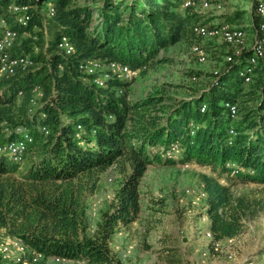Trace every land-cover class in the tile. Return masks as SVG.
Wrapping results in <instances>:
<instances>
[{
	"label": "trees",
	"instance_id": "obj_1",
	"mask_svg": "<svg viewBox=\"0 0 264 264\" xmlns=\"http://www.w3.org/2000/svg\"><path fill=\"white\" fill-rule=\"evenodd\" d=\"M181 2L0 0V35L2 24L18 33L10 55H28L35 65L0 78V147L21 138L17 129L32 138L22 171L23 163L0 154V242L5 236L19 238L46 257L73 264H121L110 245L118 230L142 213L145 174L151 166L185 163L209 171L200 180L206 195L203 215L214 240L236 239L244 232L260 204L235 198L232 179L264 185V71L245 86L234 74L244 62L225 64L231 54L226 47L221 72L205 91L189 98L156 91L131 99L126 89L133 80L111 76L99 87L80 68L87 61L119 63L133 70L146 67L142 74L166 60L159 57L165 50L202 45L193 28L212 17L183 9ZM12 5L29 7L26 27L15 22ZM48 5L55 12L51 18ZM242 15L238 10L219 18L232 24ZM252 18L257 26L258 16ZM62 37L73 53L58 48ZM35 90L42 96L31 109ZM225 104L237 105L235 119ZM174 145L178 159L166 158ZM228 163L239 173L234 175ZM111 169L118 175L117 187L89 237L86 200Z\"/></svg>",
	"mask_w": 264,
	"mask_h": 264
},
{
	"label": "rangeland",
	"instance_id": "obj_2",
	"mask_svg": "<svg viewBox=\"0 0 264 264\" xmlns=\"http://www.w3.org/2000/svg\"><path fill=\"white\" fill-rule=\"evenodd\" d=\"M200 1L196 0V4ZM250 2L227 0L219 12L198 8L196 11L212 17L207 24H215L222 22L221 15L242 10L243 15L232 25L246 26L250 20ZM46 33L48 37V31ZM202 46L208 56L204 64L198 62L192 50L181 45L161 52L159 57L166 60L134 79L126 89L129 97L135 99L163 91L177 98H189L205 91L213 81V72L223 67L221 53L226 47L218 41H203ZM244 68L245 65L240 66L234 74ZM188 71L201 76L191 79ZM20 167L22 171L24 163ZM208 172L206 168L192 165L188 169H183L181 164L151 166L141 183L139 219L129 227L120 228L111 242L115 258L121 264H264V185L231 178L235 198L243 197L260 206L232 247L215 252L205 238L209 224L201 220L206 209L205 199L194 201L203 191L200 175ZM117 182L116 171L108 170L101 177L98 192L86 200L87 236L94 234L101 212L113 198ZM221 182L226 184L224 180ZM0 234L4 232L1 230ZM227 251L234 254V259L228 258ZM0 264H8V260L0 256Z\"/></svg>",
	"mask_w": 264,
	"mask_h": 264
},
{
	"label": "built area",
	"instance_id": "obj_3",
	"mask_svg": "<svg viewBox=\"0 0 264 264\" xmlns=\"http://www.w3.org/2000/svg\"><path fill=\"white\" fill-rule=\"evenodd\" d=\"M227 0H201L196 4L193 0H184L182 8H196L202 11L214 10L219 12L223 9V5ZM29 7L16 6L10 7V12L15 16V22L22 27H26L29 21L27 14ZM54 9L52 5L47 6L46 16L51 18L54 16ZM256 15L259 18V24L254 26L252 16ZM0 35V78H9L14 76L17 71H26L33 68L34 62L28 55L20 57H12L9 53L10 48L18 39V33L4 24L1 25ZM194 34L203 41H218L228 49L229 55L225 56V64L242 63L244 62L245 68L238 72L239 77L245 86L250 85L257 77L260 71H264V0H251L250 2V20L246 26H235L232 24L215 23V24H201L193 28ZM58 48L66 55L73 53L74 48L69 42L68 38L62 37L58 43ZM192 53L199 63L204 64L207 62V52L202 45H194ZM80 68L86 75L94 76L93 82L103 87L105 80L111 76L123 79L125 81H132L136 79L146 67L138 70L130 69L128 66L119 63L101 64L98 61H87L83 63ZM218 71H214L216 75ZM38 90H35V97L30 101L31 109L36 106L37 99L41 98ZM228 111L229 118L235 119L237 117V105L225 104ZM264 122V109L262 110ZM80 126H76V130L80 131ZM47 134L46 128L41 129ZM21 138L10 141L0 147V154L7 155L10 160L15 164H22L24 162L25 154L32 143L31 136L21 130ZM229 134L233 135L230 130ZM179 149L176 145L172 146L171 150L165 154L168 159H178ZM183 169H188L189 164H181ZM227 168L232 169L233 174L239 173V170L233 163L226 164ZM206 195L203 191L194 197V201L200 202L205 199ZM202 222L208 223L209 228L205 232V238L209 240L212 249L215 252L222 251L223 248H231L235 239H225L223 241L214 240L213 233L210 230V220L206 215H202ZM229 259H234V254L227 251ZM0 256L8 260V264H73L68 259L61 257H46L44 254L30 249L23 240L19 238H5L0 242Z\"/></svg>",
	"mask_w": 264,
	"mask_h": 264
},
{
	"label": "water",
	"instance_id": "obj_4",
	"mask_svg": "<svg viewBox=\"0 0 264 264\" xmlns=\"http://www.w3.org/2000/svg\"><path fill=\"white\" fill-rule=\"evenodd\" d=\"M225 69H226V67H225ZM221 72V71H220ZM220 72L218 71V73L216 74V75H213V79L215 78H217V76L220 74Z\"/></svg>",
	"mask_w": 264,
	"mask_h": 264
}]
</instances>
